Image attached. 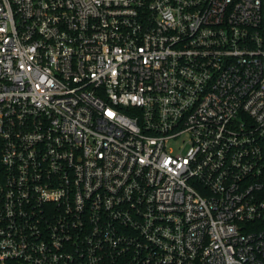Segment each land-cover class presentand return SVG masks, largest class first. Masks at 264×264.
Wrapping results in <instances>:
<instances>
[{"label":"built area","instance_id":"obj_1","mask_svg":"<svg viewBox=\"0 0 264 264\" xmlns=\"http://www.w3.org/2000/svg\"><path fill=\"white\" fill-rule=\"evenodd\" d=\"M0 264H264V0H0Z\"/></svg>","mask_w":264,"mask_h":264}]
</instances>
